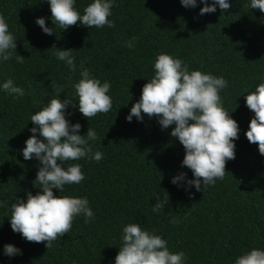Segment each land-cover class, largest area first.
Segmentation results:
<instances>
[{"label": "trees", "instance_id": "16d2710c", "mask_svg": "<svg viewBox=\"0 0 264 264\" xmlns=\"http://www.w3.org/2000/svg\"><path fill=\"white\" fill-rule=\"evenodd\" d=\"M91 2L75 0V7L83 14ZM228 2L224 12L216 5V12L200 15L201 0L194 8L180 0H114L109 17L114 27L77 24L63 30L53 24L48 0H0V14L17 40L12 58L0 57V264H115L129 223L155 229L171 252L185 253L184 264H235L253 248L264 250V155L245 135L254 116L245 96L264 82V12L251 8L250 0ZM38 17L45 18L52 35L43 32ZM133 37L130 49L125 42ZM55 47L73 49L75 72L56 57ZM160 53L181 59L190 71L228 82L220 96L240 128L235 159L227 161L223 180L201 191L187 187L193 174L182 167V144L170 136L175 125L162 129L157 117L144 114L142 121L126 119L154 76ZM17 55L25 57L23 63H17ZM84 68L110 83L113 107L88 120L69 104L65 116L71 124L80 123V135L89 127L95 130L97 139L88 143L103 158L66 162L65 168L80 164L84 179L53 192L86 197L94 218L85 223L83 215L75 217L71 231L46 249V242H28L10 225L16 198L26 200L27 192L40 190L33 184L39 162L35 156L25 160L22 150L32 135L31 115L57 96L78 101L74 84ZM8 79L25 90L24 97L13 99L3 90ZM57 86L64 91L57 94ZM181 172L186 179L173 184ZM156 193L169 197L159 212L152 211ZM6 244L20 251L9 256Z\"/></svg>", "mask_w": 264, "mask_h": 264}, {"label": "clouds", "instance_id": "9594fccd", "mask_svg": "<svg viewBox=\"0 0 264 264\" xmlns=\"http://www.w3.org/2000/svg\"><path fill=\"white\" fill-rule=\"evenodd\" d=\"M53 24L61 29L81 24L90 28H111L115 24L109 19L112 15L114 0H93L83 9V14L75 7V0H48ZM184 7H196L197 0H180ZM204 6L200 15L216 12L219 5L221 12L230 8L228 0H201ZM250 7L264 12V0H250ZM36 23L44 33L53 34L52 27L46 24L44 17H38ZM135 37L126 41L125 46L133 48ZM3 14H0V57L9 60L17 44ZM55 46V45H54ZM56 48V47H55ZM71 48H56L55 55L66 63L68 68L76 71ZM24 56L17 55V63H23ZM83 61L81 62V65ZM154 76L142 86L140 99L133 103L126 119L131 122L133 117L142 121L143 115L157 117L162 129L175 125L170 136L179 140L185 155L182 167H187L193 179L187 180V187H195L201 191L203 187L214 185L223 180L227 161L235 159V143L239 138L238 122L223 107L220 90L227 87L223 77L204 73L200 70H189L181 59L167 53H160L154 63ZM80 79L74 84L78 101L59 96L50 99L30 121L34 127L25 141L23 157L30 160L33 156L39 162V171L34 186L39 187L36 194L27 192V199L17 197L11 205L10 225L28 242H46V249L52 242L69 233L75 217L83 215L85 223L94 218L86 197L55 195L66 185L79 184L84 179L81 165L78 163L64 164L89 157L99 162L103 153L95 151L88 143L96 140L97 133L88 128L85 135H80V123L71 124L65 116L66 106H78L80 113L88 120L99 113H108L112 107V98L108 95L110 83L93 77L84 68ZM3 90L13 99L25 96V90L16 86L12 79L2 85ZM57 94L64 91L55 88ZM245 103L254 113L245 133L248 141L258 145L259 153L264 155V82L259 83L254 91L247 92ZM38 134V135H37ZM186 179V173H179L172 178V183L179 185ZM157 202L152 206L153 212L164 209L168 203V194L161 199L156 193ZM4 202H0L3 206ZM155 229H142L139 223H129L123 228L122 244L115 257V264H184V252H171L167 241L155 234ZM20 250L12 244L4 246L5 254L12 256ZM235 264H264V250L253 248L240 255Z\"/></svg>", "mask_w": 264, "mask_h": 264}]
</instances>
